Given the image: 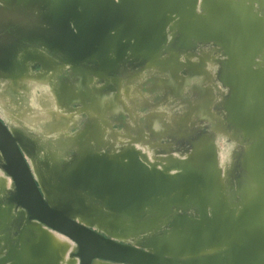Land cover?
<instances>
[{"label": "rangeland", "instance_id": "rangeland-1", "mask_svg": "<svg viewBox=\"0 0 264 264\" xmlns=\"http://www.w3.org/2000/svg\"><path fill=\"white\" fill-rule=\"evenodd\" d=\"M48 8L47 0H0V118L19 138L47 198L54 205L69 203L79 211L73 215L82 224L126 244L145 246L175 232L192 240L193 230L182 225L174 229L172 222L183 215L202 216L199 198L205 196L204 189L184 174L193 155L211 145L223 197L214 225L233 210L237 215L257 186L242 166L252 135L232 121L226 108L230 88L224 81L237 73L239 65L223 45L194 40L184 28L188 20L176 17L167 28L165 43L155 52L146 54L133 47L118 59V51L110 49L101 59L79 60L41 39L26 37L29 27L38 26L35 18ZM257 61L264 66L262 57ZM13 115L20 120H13ZM84 153L119 168L139 163L159 184L162 176L179 185L131 217L111 209L107 195L68 180ZM0 172V254L17 243V252L29 264H54L56 250L47 238L37 244L38 231L47 232L52 243L51 237L61 234L36 222L25 229L21 209L7 200L13 183L1 166ZM162 185L168 184L162 181ZM205 207L212 219V207ZM212 226L203 223L198 231L204 237ZM66 239L67 246L53 243L61 251V264L75 252L74 243ZM224 242L218 249L227 246ZM46 251L52 254L44 256Z\"/></svg>", "mask_w": 264, "mask_h": 264}, {"label": "water", "instance_id": "water-1", "mask_svg": "<svg viewBox=\"0 0 264 264\" xmlns=\"http://www.w3.org/2000/svg\"><path fill=\"white\" fill-rule=\"evenodd\" d=\"M47 4V12L35 18L38 26L29 27L26 37L41 39L79 60L101 59L110 49L118 51V59L133 47L146 54L155 52L165 43L167 28L176 17L188 20L184 28L194 40L223 45L231 61L239 65L237 73L224 81L230 88L226 108L232 121L252 135L253 143L242 166L257 188L253 198H244L237 215L233 210L223 222L214 225L223 197L215 152L209 145L193 155L184 174L204 189L205 196L199 198L202 216L183 215L172 222L174 229L182 225L193 230L194 239H184L179 236L183 233L174 231L176 234L164 235L145 246L126 244L82 224L73 215L79 211L72 210L68 202L64 205L65 201H56L54 205L35 179L19 138L0 118V166L13 183L7 200L12 207L21 209L25 229L36 222L73 242L75 252L69 253L70 260L65 264H264V66L257 61L259 57L264 59V0H47ZM105 162L84 153L68 180L107 195L111 209L131 217L179 185L162 176L159 184L139 163L137 167L119 168ZM162 181L168 185H162ZM206 205L212 207V219ZM203 223L213 225L204 237L198 231ZM38 233L37 244L47 238L53 245L47 232ZM221 240L228 244L225 249L217 247ZM17 246L16 243L0 254V264H29L17 252ZM53 247L54 264L63 263L61 251ZM34 256L40 258L38 252Z\"/></svg>", "mask_w": 264, "mask_h": 264}, {"label": "bare ground", "instance_id": "bare-ground-1", "mask_svg": "<svg viewBox=\"0 0 264 264\" xmlns=\"http://www.w3.org/2000/svg\"><path fill=\"white\" fill-rule=\"evenodd\" d=\"M56 112H57V111H56ZM11 118H12L13 120H14V119H17V121L20 120L19 118H15L14 115L11 116ZM55 122H56V121H55ZM19 124H20V123H19ZM218 152H219V151H218ZM223 153H224V152H223ZM218 155H220V154H218ZM221 155H223V154H221ZM223 157H224V156H223ZM219 159H220V157H219ZM221 159H222V158H221ZM221 159H220V161H221ZM222 160H223V159H222ZM221 162H222V161H221ZM222 165H223V164H222ZM34 171H35L34 174L37 176V174H38V170L34 169ZM1 174H2V175H1ZM0 175L3 176V173L0 172ZM1 176H0V177H1ZM1 178H2V177H1ZM6 178H8V176H7ZM6 178H5V180H6ZM2 179H3V178H2ZM2 179H1L0 181H2ZM8 179H9V178H8ZM3 181H4V180H3ZM6 181H8V180H6ZM6 181L3 182V183H7ZM9 182H10V181H8L7 186H8V184H10ZM1 184H2V183H1ZM3 185H6V184H3ZM1 186H2V185H1ZM7 188H8V187H7ZM78 221H80V220H78ZM80 222H81V221H80ZM40 230H41V229H40ZM51 235H52V234H51ZM51 235H50V236H51ZM61 236H62V235H61ZM61 236H57V235L54 234L53 237H51L52 240H53V243H54V242H55V243H61V242H62L61 244L66 245L68 240H67L65 237H63L64 235H63L62 237H61ZM65 239H66V240H65ZM222 241H223V240H222ZM220 242H221V241H220ZM50 243H51V242H50ZM70 244H71V243H70ZM44 245H45V244H44ZM50 245H52V244H50ZM68 245H69V244H68ZM52 246H53V245H52ZM66 246H67V245H66ZM71 246H72V245H71ZM227 246H228V244H227ZM227 246H226V247H227ZM46 247H47V246H45V248H46ZM226 247H225V248H226ZM43 248H44V247H42V250H41V251H43ZM223 248H224V247H223ZM225 248H224V249H225ZM47 249H48V248H47ZM48 251H50V250H48ZM48 251H46V254H45V255L43 254V255H44V256H49L48 254H50V253H49ZM41 253H43V252H41ZM47 253H48V254H47ZM66 253H67V252H66ZM51 254H52V253H51ZM51 254H50V255H51Z\"/></svg>", "mask_w": 264, "mask_h": 264}]
</instances>
